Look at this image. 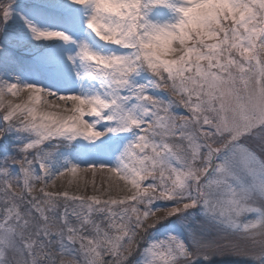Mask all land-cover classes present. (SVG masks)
<instances>
[{"label":"snow or ice","instance_id":"obj_1","mask_svg":"<svg viewBox=\"0 0 264 264\" xmlns=\"http://www.w3.org/2000/svg\"><path fill=\"white\" fill-rule=\"evenodd\" d=\"M231 256L264 264V0H0V264Z\"/></svg>","mask_w":264,"mask_h":264},{"label":"rangeland","instance_id":"obj_2","mask_svg":"<svg viewBox=\"0 0 264 264\" xmlns=\"http://www.w3.org/2000/svg\"><path fill=\"white\" fill-rule=\"evenodd\" d=\"M21 3H25V2H29V0H20ZM87 179L91 182L93 180V177L91 175H89L87 177ZM96 179V182L99 183V176L97 175V177L95 178ZM58 187H67V181L66 180H61L60 181V184L58 183L57 185ZM91 190V183L89 184V191ZM218 261H217V264H242V262H239V261H242V258L240 257H235V256H231V257H217L216 258Z\"/></svg>","mask_w":264,"mask_h":264},{"label":"bare ground","instance_id":"obj_3","mask_svg":"<svg viewBox=\"0 0 264 264\" xmlns=\"http://www.w3.org/2000/svg\"><path fill=\"white\" fill-rule=\"evenodd\" d=\"M62 180H63V179H62ZM58 183L60 184V181H58ZM74 187H75V186H73V188H74ZM69 190H70V191H72L73 189H72V188H70Z\"/></svg>","mask_w":264,"mask_h":264}]
</instances>
